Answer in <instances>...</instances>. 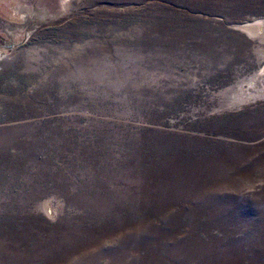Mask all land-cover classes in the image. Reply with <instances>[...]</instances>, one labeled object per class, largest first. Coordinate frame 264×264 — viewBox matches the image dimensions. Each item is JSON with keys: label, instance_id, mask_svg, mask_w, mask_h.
Masks as SVG:
<instances>
[{"label": "rangeland", "instance_id": "374dc122", "mask_svg": "<svg viewBox=\"0 0 264 264\" xmlns=\"http://www.w3.org/2000/svg\"><path fill=\"white\" fill-rule=\"evenodd\" d=\"M62 2L0 0V264H264V0Z\"/></svg>", "mask_w": 264, "mask_h": 264}, {"label": "bare ground", "instance_id": "6f19581e", "mask_svg": "<svg viewBox=\"0 0 264 264\" xmlns=\"http://www.w3.org/2000/svg\"><path fill=\"white\" fill-rule=\"evenodd\" d=\"M65 1L62 2V5L64 6L65 4ZM62 6V7H63ZM21 11L26 14L27 16H35L36 14L37 15H40V16H46L48 15L45 11L43 12H39V13H35L34 10H30L29 8L27 7H23L21 9ZM238 28L246 33L247 35L251 36V37H257L259 38L260 40H263L264 41V20H255L253 22H243V24H238ZM261 73H264V67L263 69L261 70ZM264 82V81H263ZM261 87V86H260ZM258 91V90H257ZM256 92V91H255ZM242 94V93H241ZM239 95V94H238ZM252 97V96H251ZM250 98V96L246 97V98H243L241 99L240 101L244 102V101H248V99ZM252 99V98H251Z\"/></svg>", "mask_w": 264, "mask_h": 264}]
</instances>
